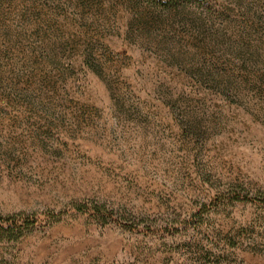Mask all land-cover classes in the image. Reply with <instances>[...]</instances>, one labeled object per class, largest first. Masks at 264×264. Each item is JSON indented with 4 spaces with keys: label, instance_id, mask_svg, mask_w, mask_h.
<instances>
[{
    "label": "rangeland",
    "instance_id": "obj_1",
    "mask_svg": "<svg viewBox=\"0 0 264 264\" xmlns=\"http://www.w3.org/2000/svg\"><path fill=\"white\" fill-rule=\"evenodd\" d=\"M0 217V264H264V0H0Z\"/></svg>",
    "mask_w": 264,
    "mask_h": 264
},
{
    "label": "trees",
    "instance_id": "obj_2",
    "mask_svg": "<svg viewBox=\"0 0 264 264\" xmlns=\"http://www.w3.org/2000/svg\"><path fill=\"white\" fill-rule=\"evenodd\" d=\"M97 212H100V207H96ZM101 214V213H100ZM5 220L2 219V217H0V235L1 236H12L13 230L11 229V227L13 226V224L8 225L9 227H5Z\"/></svg>",
    "mask_w": 264,
    "mask_h": 264
}]
</instances>
